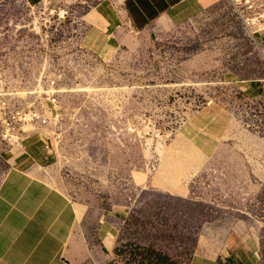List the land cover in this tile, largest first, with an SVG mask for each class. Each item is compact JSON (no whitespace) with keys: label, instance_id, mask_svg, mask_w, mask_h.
I'll return each mask as SVG.
<instances>
[{"label":"rangeland","instance_id":"obj_1","mask_svg":"<svg viewBox=\"0 0 264 264\" xmlns=\"http://www.w3.org/2000/svg\"><path fill=\"white\" fill-rule=\"evenodd\" d=\"M28 13L0 9V53L31 36ZM211 14L134 53H94L70 34L48 43L61 79L45 180L77 208L82 243L68 264H137L129 244L190 264L203 227L239 224L261 225L264 264V185L225 166L243 154L264 163V37L250 38L227 2ZM9 146L0 138V181ZM102 223L118 230L113 252Z\"/></svg>","mask_w":264,"mask_h":264},{"label":"crops","instance_id":"obj_2","mask_svg":"<svg viewBox=\"0 0 264 264\" xmlns=\"http://www.w3.org/2000/svg\"><path fill=\"white\" fill-rule=\"evenodd\" d=\"M12 3L28 11L43 4L66 8L79 20L78 32L72 38L81 46L94 53L105 49L134 53L154 37L169 39L197 20L210 18L214 11L220 15L226 1L0 0V9ZM3 36L1 33L0 38ZM16 45L15 50L0 53V90L30 89L39 78L48 46L40 45L34 32ZM248 86L246 82L240 87ZM46 144L43 136L32 133L21 145L9 146L6 151L10 166L0 181V264H68L78 257L76 244L81 250L82 243L72 238L79 226L77 208L45 180L55 159ZM231 150L239 155L237 148ZM244 156L240 162L225 166L240 172L241 185L252 181L264 185V163H249ZM128 172L130 176V169ZM101 227L102 248L115 251L118 230L113 224L102 223ZM260 228L258 225L253 232L241 224L225 230L203 227L196 233L190 264H261Z\"/></svg>","mask_w":264,"mask_h":264},{"label":"built area","instance_id":"obj_3","mask_svg":"<svg viewBox=\"0 0 264 264\" xmlns=\"http://www.w3.org/2000/svg\"><path fill=\"white\" fill-rule=\"evenodd\" d=\"M231 7L235 18L254 40L264 37V0H225ZM29 32H34L40 45L50 43L55 37H71L78 31L79 20L75 14L58 5L43 4L32 8L28 15ZM62 34V35H59ZM40 69L39 78L33 88L25 90H0V138L10 146H19L23 139L32 133H38L50 144L48 131L51 120L58 116L59 80L47 59ZM46 144V148L50 149Z\"/></svg>","mask_w":264,"mask_h":264},{"label":"trees","instance_id":"obj_4","mask_svg":"<svg viewBox=\"0 0 264 264\" xmlns=\"http://www.w3.org/2000/svg\"><path fill=\"white\" fill-rule=\"evenodd\" d=\"M131 247L134 249L130 254L137 264H177L166 254L154 249L133 244H129L126 249Z\"/></svg>","mask_w":264,"mask_h":264}]
</instances>
